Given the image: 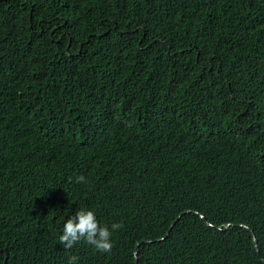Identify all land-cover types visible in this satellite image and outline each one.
<instances>
[{"label":"trees","instance_id":"obj_1","mask_svg":"<svg viewBox=\"0 0 264 264\" xmlns=\"http://www.w3.org/2000/svg\"><path fill=\"white\" fill-rule=\"evenodd\" d=\"M263 17L0 0V264H264ZM81 208L122 225L111 252L59 243Z\"/></svg>","mask_w":264,"mask_h":264},{"label":"clouds","instance_id":"obj_2","mask_svg":"<svg viewBox=\"0 0 264 264\" xmlns=\"http://www.w3.org/2000/svg\"><path fill=\"white\" fill-rule=\"evenodd\" d=\"M259 21L264 25V17L263 19L259 18ZM260 22H257V24ZM30 49L35 50V47L31 46ZM76 182L85 183L86 178L83 175L77 176ZM121 227L122 225L116 222L112 223L110 227L107 224L102 225L98 221L96 213L92 209L81 208L76 211L74 216L68 218L64 223L62 234L59 236V243L63 245L65 249H71L77 243L84 241L101 253L111 252L113 247L111 240L112 234ZM257 243H259V239H257ZM3 252L7 255V257H9L10 261L9 250L8 252H5V250ZM76 260L77 257L71 256L69 257L68 264H75ZM5 262L6 264H9L7 259Z\"/></svg>","mask_w":264,"mask_h":264},{"label":"water","instance_id":"obj_3","mask_svg":"<svg viewBox=\"0 0 264 264\" xmlns=\"http://www.w3.org/2000/svg\"><path fill=\"white\" fill-rule=\"evenodd\" d=\"M254 242H255V246H256L257 250H259V243H257V239H256L255 236H254ZM5 252H8V250H5ZM138 252H139V246H137L136 249H135V256H136L137 263H138ZM7 262H9V257H7Z\"/></svg>","mask_w":264,"mask_h":264}]
</instances>
